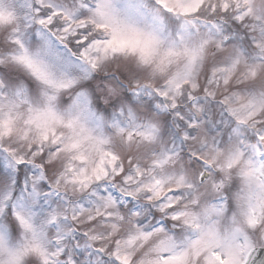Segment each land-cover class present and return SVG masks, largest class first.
Listing matches in <instances>:
<instances>
[{"label":"snow or ice","instance_id":"obj_1","mask_svg":"<svg viewBox=\"0 0 264 264\" xmlns=\"http://www.w3.org/2000/svg\"><path fill=\"white\" fill-rule=\"evenodd\" d=\"M0 264H264V0H0Z\"/></svg>","mask_w":264,"mask_h":264}]
</instances>
